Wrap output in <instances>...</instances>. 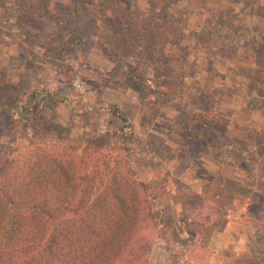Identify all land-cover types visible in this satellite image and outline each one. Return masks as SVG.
Segmentation results:
<instances>
[{"label": "rangeland", "instance_id": "obj_1", "mask_svg": "<svg viewBox=\"0 0 264 264\" xmlns=\"http://www.w3.org/2000/svg\"><path fill=\"white\" fill-rule=\"evenodd\" d=\"M92 1L0 0V74L18 90L15 106L31 82L78 94L87 108L116 106L131 126L127 178L138 192L152 183L169 193L154 226H141L144 264H264V241L255 239L264 230V84L248 81L251 48L264 40V0H179L165 10L181 15L179 40L156 47L147 33H118L129 18L121 29L101 21ZM160 1L123 3L154 12ZM221 42L232 48L225 58ZM1 118L0 156L57 145L65 133L76 157L83 143L107 153L92 112L59 106L42 125ZM160 227L190 246L181 263Z\"/></svg>", "mask_w": 264, "mask_h": 264}, {"label": "trees", "instance_id": "obj_2", "mask_svg": "<svg viewBox=\"0 0 264 264\" xmlns=\"http://www.w3.org/2000/svg\"><path fill=\"white\" fill-rule=\"evenodd\" d=\"M96 1L90 8L101 21L115 22L116 29H121L119 22L132 21L118 33H147L152 46L179 40L181 15L165 13L179 0H162L154 12L131 10L123 0ZM222 43L220 57L225 58V50L232 54V48ZM250 53L253 68L248 81L263 85L264 40L254 42ZM31 83L26 102L15 106L18 90L0 74V121L8 114L16 122L32 117L42 125L59 106L71 116L92 112L94 137L103 141L107 153L83 143L76 157L74 141L65 133L57 145L30 143L22 151L0 156V264H144L150 248L141 226H154L159 218L155 206L169 193L152 183L138 192L127 178L125 166L135 158L124 144L131 126L114 105L87 108L78 94L60 95ZM207 114L212 115L209 109ZM196 137L205 140L207 134ZM160 230L166 248L176 252L181 263L190 246ZM255 239L264 241V230Z\"/></svg>", "mask_w": 264, "mask_h": 264}]
</instances>
